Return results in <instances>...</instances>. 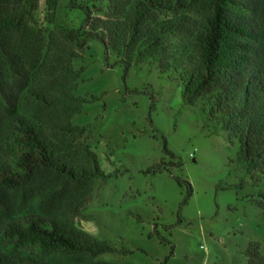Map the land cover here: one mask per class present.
I'll use <instances>...</instances> for the list:
<instances>
[{"label": "trees", "instance_id": "trees-1", "mask_svg": "<svg viewBox=\"0 0 264 264\" xmlns=\"http://www.w3.org/2000/svg\"><path fill=\"white\" fill-rule=\"evenodd\" d=\"M45 1L53 9L58 0ZM37 6L0 0V264H121L97 260L120 251L66 218L96 180L116 176L71 140L84 130L72 119L99 100L76 94L83 69L74 63L89 42L125 72L147 67L175 82L184 103L237 144L264 207V0H106L97 15L84 14L83 27H36ZM173 168L161 162L143 174L172 176ZM243 255L264 264L257 242Z\"/></svg>", "mask_w": 264, "mask_h": 264}, {"label": "rangeland", "instance_id": "rangeland-1", "mask_svg": "<svg viewBox=\"0 0 264 264\" xmlns=\"http://www.w3.org/2000/svg\"><path fill=\"white\" fill-rule=\"evenodd\" d=\"M106 0H38L36 27H83ZM83 69L76 94L98 101L85 105L71 123L84 130L71 138L97 155L101 170L115 177L94 182L84 205L67 220L120 253L97 260L121 264H247L250 242L264 254V207L256 203L237 161V144L215 133L199 106L183 101L175 82L156 69L125 72L100 44L78 53ZM163 139L176 159L163 153ZM171 163L173 177L144 175ZM175 164L178 166L175 167ZM258 200V199H257ZM153 231L165 240L161 244ZM152 237L151 239L149 237ZM172 253V255H170Z\"/></svg>", "mask_w": 264, "mask_h": 264}]
</instances>
